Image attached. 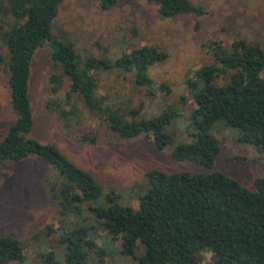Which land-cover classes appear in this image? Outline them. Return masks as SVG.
<instances>
[{
    "label": "trees",
    "instance_id": "16d2710c",
    "mask_svg": "<svg viewBox=\"0 0 264 264\" xmlns=\"http://www.w3.org/2000/svg\"><path fill=\"white\" fill-rule=\"evenodd\" d=\"M62 1L0 0V50L6 54V58L0 54V68L5 66L7 71L8 104L15 116L0 139V181L7 164L33 157L59 177V184H46L47 193L59 199L56 204L62 212L74 209L81 221L79 227L62 233V261L49 256L46 263L96 264L82 248L87 231L96 229L118 242L120 254L128 258L133 259L140 246L138 264H201L202 253L208 256L209 264H264V177L255 179L254 190L249 191L220 172L165 173L150 169L137 190L129 189L136 201L133 207L116 202L112 190L103 195L96 180L57 148L28 137L33 126L28 99L30 65L36 50L48 47L52 72L44 107L64 127L71 119L78 121L83 113L99 115L109 138L145 139L157 150L172 145L171 160L211 168L220 144L210 131L221 122L236 130L238 141L252 146L264 161V49L241 39L229 46L206 44L212 61L194 72V81H185L191 104L186 118L172 106L147 119L139 118V108L124 109L106 96H97L94 75L118 73L132 88L143 91V97L154 99L158 90L168 94L165 85L156 87L148 75L151 67L164 61V53L155 46H126L121 38L120 47L131 48L123 49L113 60L104 56L80 58L65 33L53 30ZM94 1L100 11L112 9L117 2ZM144 2L153 5L162 18L204 14L188 0ZM130 32L135 34V28ZM64 86L67 89L59 96ZM179 115L193 127L183 130L184 142H175V134L166 132ZM101 137L104 134L99 130H88L77 135V140L95 145ZM82 208L97 222V228L81 216ZM86 245L89 250L94 247L92 242ZM21 260L19 242L0 236V264Z\"/></svg>",
    "mask_w": 264,
    "mask_h": 264
},
{
    "label": "rangeland",
    "instance_id": "374dc122",
    "mask_svg": "<svg viewBox=\"0 0 264 264\" xmlns=\"http://www.w3.org/2000/svg\"><path fill=\"white\" fill-rule=\"evenodd\" d=\"M188 1L200 7L204 14L200 17L177 15L162 18L156 13V8L144 0H117L108 11H100L94 0H63L54 19L53 30L65 33L80 58L104 56L113 60L120 51L131 48L120 47L121 38L126 46L132 45V48L157 47L164 53L165 59L151 67L148 75L156 87L165 85L168 94L158 90L154 99L145 98L141 93L143 91L132 88L128 81L121 79L120 74L101 72L94 75L96 94L106 96L112 104L124 109L139 108V118L147 119L168 106L177 108L175 110L186 118L191 104L185 81H194V72L212 61L206 44L216 42L229 46L232 41L241 39L264 49V0ZM132 27L136 30L135 34L130 32ZM49 52L48 47L37 49L30 65L28 99L33 126L28 137L57 148L96 180L103 195L112 190L116 202L136 206L129 189L134 187L137 190L145 180L144 173L150 169L165 173L220 172L249 191L254 190L255 179L264 177V161L254 148L239 142L236 130L224 127L221 122L215 123L210 131L220 144L211 168L171 160L172 145L157 150L145 139L119 141L109 138L99 115L92 117L83 113L78 121L71 119L68 127H64L44 107L46 99H49L48 78L52 72ZM0 54L6 58L4 49L0 50ZM261 75L264 77V67ZM6 77V68L2 66L0 139L15 118L8 104ZM66 89L64 86L59 96ZM180 117L166 127L167 133L175 134V142L186 137L183 133L185 128L193 129L189 120ZM88 130H99L104 138L101 137L95 145L80 143L77 135ZM59 183V177L33 157L7 164L1 170L0 236L15 238L22 254L21 262L8 264H47L49 256L56 262L62 261L65 253L60 242L62 233L79 227L81 221L74 209L62 212L56 204L59 199L54 200L47 193L46 184ZM82 210L81 216L95 223L85 208ZM89 242L93 243L96 253L93 248L91 251L87 248L86 243ZM82 248L88 251L90 260L96 264H138L141 249L140 246L136 248L135 257L128 258L120 254L118 242L96 229L87 231ZM201 264H209L205 253L201 254Z\"/></svg>",
    "mask_w": 264,
    "mask_h": 264
}]
</instances>
